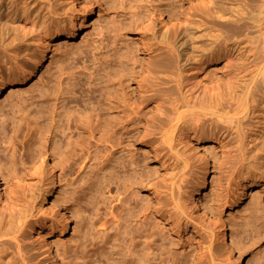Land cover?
Listing matches in <instances>:
<instances>
[{
  "label": "bare ground",
  "instance_id": "6f19581e",
  "mask_svg": "<svg viewBox=\"0 0 264 264\" xmlns=\"http://www.w3.org/2000/svg\"><path fill=\"white\" fill-rule=\"evenodd\" d=\"M6 1L0 0V18L5 15L2 12L3 7L10 11L8 9L11 8V5ZM162 1H160V5ZM173 2L177 1L169 0L170 4L167 5H173ZM55 3H52V0L51 2L47 0L46 4L39 3L41 6L36 9L34 23L36 22L38 29L36 41L40 56L38 58L31 56L30 59L32 57L35 59H31L29 66L27 62L30 61L28 59L30 46L28 47L19 38L18 33L14 32L15 30L12 31V35H9L8 29L6 28L4 31L0 23V97L7 91L8 94L20 92L22 86L35 80L36 73L42 71L48 63L47 52L52 44L64 40L67 42L78 40L83 35L93 14L89 0H71L69 2L71 6L68 9L70 16L67 18V22L59 18ZM205 4L208 10L219 14L215 18L221 20L223 25L234 24L239 25V28H245L247 24L241 13L242 10L246 7L256 8L259 5H264V0H207ZM156 8L159 7L156 6ZM61 12L63 13V11ZM160 15L163 13L161 12ZM5 25L7 26L6 23ZM150 26H152L151 21L144 25V29ZM13 27L14 25L10 28L13 29ZM194 27L193 21L185 20L184 23H181L179 33L163 32L159 41L160 49L147 48L146 50L152 51V53L163 50L164 55H156L153 58L149 55V63L145 66L141 65L140 71L137 72L134 71V66L138 60L129 47L124 45V48L115 49L113 57L102 59L103 62L101 61L102 63L99 64L102 67L100 70H96L97 73H87L89 85L85 84L86 80L83 82L85 86H89L88 93L83 92V96L87 98L82 96L84 99H81L80 96L83 93L80 94L78 98L81 99V102L77 98L76 104V98L69 99L74 101L71 104L75 105L73 110L71 109L73 106L68 107L71 101H68L67 105L66 98L67 96L70 98L76 96L84 85L80 82L81 73L75 70L78 68L76 65L75 68L72 66L73 64L67 65L62 61L56 66V72L49 75L48 80V83H53L55 90L52 88V91V85H48V89L46 87L39 89L38 87V97L41 100H47L53 95V99L60 105L58 108L64 110H60V113H63L60 116L62 120L65 119L66 124L70 123L77 129L74 131L75 128H71L73 133L78 131V135L72 133L77 135V137L73 136V139L67 132L69 134L67 137H71L67 142L63 137L66 142L65 147L62 137L59 138L60 140L57 139V142L54 141L55 143L52 145L54 147L50 152L51 156L60 158L59 161H64V164L67 161L66 165L70 170L77 167L83 171L88 166L86 164L89 161L92 162L89 165V171L86 172L88 178L83 177L79 181L83 184L82 187L87 185L90 191L93 189L97 198L94 202L95 198L91 193L90 200L93 197L92 203H95L94 215L97 217V221H95L97 225L95 227L90 225L92 229L97 230V236L95 237V234L92 237L94 242H97L95 243L97 244L95 255H97L98 263L100 261L103 264H153L158 259L162 260L160 256L163 255L162 245L156 243L158 242V238L155 237L156 232H167L180 228L184 231L186 229V224L181 227L182 222H180L186 215V199L189 198L191 204L196 206L193 193L198 197L205 185L202 181L200 186L195 184L189 189L185 188L181 196H170L172 201L170 203L173 206L170 203L166 204L165 191L160 182L162 180L160 172L156 168H151L149 162L152 160L149 159L152 156L158 164H165L166 158L159 149V141L163 137L165 140L168 134V141L171 140L183 146L188 145L190 138L195 141L224 143L228 141L231 131L239 127L241 115H247V112L251 111L252 106L257 102L259 105L264 104V71L260 70V78L252 85L239 89L244 85V80L240 77L239 72L243 64H240L236 57H232V53L228 50L236 45L239 48L238 41L225 38L219 30L207 28L209 33H213V36L209 40L207 39L209 44L204 41L203 33L197 35L194 32ZM210 46H214L218 50L217 54H221L225 61L232 65L233 70L224 72L221 82L212 79L210 74H206L204 81L198 82L196 81L200 70L198 65L202 60L198 51L206 50ZM30 54L32 55L31 52ZM20 61H24L23 65L19 63ZM134 76H137V80L135 79L136 88L133 89L131 83L134 82ZM90 80L94 83H91ZM46 102L39 104L45 105ZM36 104L35 106H37ZM149 104L152 106L147 109ZM49 105L51 106V104ZM31 106L30 108L33 109ZM40 106L38 105V109ZM56 106L52 103V112L55 111ZM35 113L39 114L38 111ZM41 115L38 118L37 115L35 117L43 120ZM58 119L61 121L60 118ZM57 127L56 129L59 130L60 127ZM259 128L260 135L250 141V147L247 149L248 154H252L251 160L241 159L243 163L239 164L238 177L242 182L249 180L255 185L263 187L264 111ZM37 129L36 133L39 138L30 144V155H28L30 165L28 168L22 169L24 171L21 175H18L15 170L16 172L11 175L10 185L14 189L22 188L30 201L38 199L39 202H42L50 198L53 193L56 169L60 165L57 166L58 162L54 157L49 162L47 161L45 143L46 140L48 141V136H42L44 129H48L46 123L45 128L43 125ZM62 130L61 128L60 133ZM65 130L62 133L66 132ZM156 135L160 136L157 138ZM138 146L142 148L149 146L151 151L140 153L141 150L139 151ZM32 148L35 149V153ZM75 170L74 168L72 172ZM89 172L92 177L88 175ZM4 175V170L0 166V182L4 180ZM143 190H146L149 195L143 196ZM15 197V191H11L10 203ZM3 207L0 200V209ZM62 221L64 222L63 227L68 229L69 219L63 216ZM211 226L217 233V240L226 249L231 263L241 264L240 256L237 255L234 241L229 235L225 223L212 222ZM85 229L84 231H88L86 227ZM17 234L19 235L18 232H0V245L4 242L6 244V240H3L5 238L15 241V247L18 248V250L16 248L18 251L16 253L21 259L20 264H28L26 257L21 256L20 242L22 241L18 239L20 236L18 237ZM89 235L90 241L93 243L91 233ZM1 248L0 264H4L1 254L4 251ZM82 251L86 252V249ZM23 255L25 254L23 253ZM5 262V264H19L18 261L15 263Z\"/></svg>",
  "mask_w": 264,
  "mask_h": 264
},
{
  "label": "rangeland",
  "instance_id": "374dc122",
  "mask_svg": "<svg viewBox=\"0 0 264 264\" xmlns=\"http://www.w3.org/2000/svg\"><path fill=\"white\" fill-rule=\"evenodd\" d=\"M45 1L47 2V0H7L6 3L8 2L11 5V8L8 9L10 11L5 10L4 7V10L2 9L3 15H6H2L3 17L0 18L4 31L7 28L8 32H6L12 35V31L15 30L14 32L18 33L19 38L28 47L30 46L29 51L32 55L29 52L28 59L30 61L27 62L28 66L31 59L40 56L39 51H37L38 42L36 41L38 29L34 20H36V9L41 6L40 4H46ZM49 1L51 2V0ZM70 1L52 0V3L56 2L55 7L59 13V18L65 20V22L70 16L68 10L71 6ZM160 1L89 0L93 14L80 39L68 42L64 40L52 44L47 52L48 63L42 71L36 73L35 80L22 86L20 92L8 94L7 91L0 97V166L5 173L4 180L0 182V200L1 206H4L3 209H0V232L19 233V235L17 234L18 237L20 236L18 239L22 241L20 242V253L24 258L26 257L28 264H55V262L57 264L98 263L97 255H95L97 246L95 243L97 242H94L92 237L97 230L91 227V225L94 227L97 225L95 222L97 217L94 215V202L97 198L95 192L93 193V189L90 191L87 185L82 187L83 184L79 181L83 177L88 178L86 172L89 171V165L92 162L89 161L86 164L88 165L87 169L80 171L79 168L73 167L76 170L72 172L73 169L70 170L66 165L67 161L64 164V161H59L60 158L51 156L50 152L54 147L52 146L55 143L54 141L57 142V139L60 140L59 138L62 137V143L64 142L65 147V143L71 136L72 139L73 136L77 137L78 131L73 133L75 127H72L70 123L66 124L65 119L62 120L60 116L63 113H60L61 109L58 108L60 105L53 99V95L49 97L50 99L52 97L50 103V99L41 100L38 97L40 88L45 89L48 85H52L51 89L55 90L53 83H48V80L49 75L56 72L55 68L58 64L63 61L67 65L73 64V67L76 65L78 68L75 70L81 73L80 82L82 84L85 80L87 81L89 73L93 72L95 74L97 69L100 70L102 66L99 64L103 62L102 59L113 57L112 55L116 52L115 49L124 48L123 46L126 45L125 47H129L138 60V63L134 66V71H140L139 67L141 65L145 66L149 63V55H151V58L156 55H164L163 50L152 53V51L146 49H160L159 41L162 33H179L181 23L187 20L194 22V32L197 35L204 34V41L213 36V33L208 31L211 28H213L211 30L222 32L227 39L238 41L239 48L236 45L232 49L228 47V50L232 53V57H236V59H239L240 64H243L239 72L240 77L244 80V85L239 89L252 85L260 78V70L264 71V5L243 9L241 13L247 25H245V28H239V25L234 24L223 25L221 20L216 19L215 16L217 17L219 14L207 9L205 4L207 0H183V2L182 0H176L177 2H173V5H167L170 4L169 0H163L160 5ZM156 6L159 8H156ZM160 11L163 15H160ZM149 20L152 26L144 29V25H147L150 22ZM10 25H14L13 29L10 28ZM217 52L218 50L214 46L198 51L202 60L198 65L200 70L196 81H204L206 74H210L212 79L221 82L223 73L233 70L232 65H229L224 57L217 54ZM31 56L35 58L30 59ZM19 63L23 65L24 61ZM20 64L18 66H21ZM133 79L134 82L131 83V86L134 89L136 88L137 76H134ZM63 81L65 82V80ZM88 82L85 84H88ZM92 82L94 83V81ZM85 84L83 85L84 88L81 86L80 90L77 87L79 90L77 94L79 95L76 94L73 98L67 96L66 101L76 98V104L80 94L83 92L88 93L89 86H85ZM84 93L80 96L81 99H84ZM80 98L78 99L81 102ZM44 102L47 104H39ZM51 102L57 105L54 112L51 111L53 109ZM73 102L67 103V105L69 104L68 107L70 106L69 108L73 106L72 110L75 108V105H71ZM35 103H37V106H35ZM38 105H41L40 109H38ZM30 106L37 109L33 110ZM151 106L149 104L147 109H150ZM263 108L264 104L259 105L257 102L252 106L251 111L247 112V115H241L239 127L231 131L228 141L224 143L195 141L190 138L188 139V145L183 146L174 141H168V134L165 137L166 141L164 137L159 141V149L166 158V162L165 164H158L152 156H150L149 159L152 160L149 162L151 168H156L160 172L162 178L160 182L162 189L165 191L164 200L166 204L172 202L170 196H181L185 188L189 189L195 184L200 186L202 181L205 188L200 191L198 197L193 193L196 206L191 204L189 198L186 199V215L185 218L183 217L180 220L182 222L181 227L186 224L184 231L180 228L167 232H156L155 237L158 238L156 243L162 245L163 255L160 256L162 260L158 259L155 263L158 264L161 261L159 264H232L231 260L228 259L226 249L217 240V233L211 226L212 222L217 224L223 222L234 241L241 264H264V186L255 185L249 180L242 182L238 177L239 164L243 163L241 159L251 160L252 154H248L247 149L250 147V141L260 135L259 127L262 123ZM48 110L53 114L47 112ZM37 111L39 114L35 113ZM39 115L43 116V120L41 118L37 119ZM42 121L46 123L48 128V131L44 129L42 135L43 137L48 136V141L46 140L45 143L47 161L49 162L54 157L58 162L57 166H60L56 169L55 187L51 197L39 202L38 199L30 201L22 188H12L10 179L14 172L17 171V174L21 175L24 171L22 169L28 168L30 165L28 163L30 144L39 138L36 133L37 128H41L43 125L45 128V123ZM61 128L66 131L65 134L62 133L63 130L60 133ZM71 128L73 129L71 130ZM75 130L77 129L75 128ZM67 132L71 134L70 137H67V135L69 136ZM53 134L56 136L54 137ZM159 136L156 135L157 138ZM63 137L66 138V142ZM138 149L141 150L140 153L151 151L149 146L143 148L138 146ZM32 151L35 153V149L32 148ZM62 164L63 166H61ZM67 164L69 166V163ZM89 173L88 175L91 176L92 174ZM11 191H15L17 198H13L10 203ZM91 193L95 198L93 203V197L90 200ZM142 195L147 196L149 193L143 190ZM170 205L173 206L171 203ZM63 216L69 219L68 229L63 227ZM85 227L88 231H84L86 230ZM89 229L92 231H89ZM89 232L93 243L90 241ZM3 240H6V244L5 242L2 243L0 248L2 247L1 249L4 251L1 253L4 264L5 261L10 263L18 261L20 264L21 259L18 257L15 241L8 238ZM83 244L84 246H81ZM83 249H86V252H83ZM85 257L89 258L86 259ZM98 264L103 263L99 261Z\"/></svg>",
  "mask_w": 264,
  "mask_h": 264
}]
</instances>
